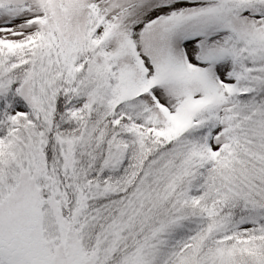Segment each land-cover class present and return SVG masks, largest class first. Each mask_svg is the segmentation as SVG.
Masks as SVG:
<instances>
[{
    "label": "snow or ice",
    "instance_id": "6c2138e0",
    "mask_svg": "<svg viewBox=\"0 0 264 264\" xmlns=\"http://www.w3.org/2000/svg\"><path fill=\"white\" fill-rule=\"evenodd\" d=\"M0 264H264V0H0Z\"/></svg>",
    "mask_w": 264,
    "mask_h": 264
}]
</instances>
